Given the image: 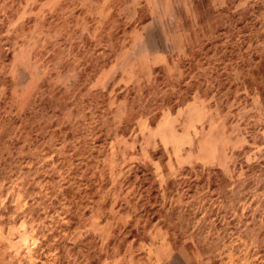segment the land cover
<instances>
[{
    "label": "rangeland",
    "instance_id": "obj_1",
    "mask_svg": "<svg viewBox=\"0 0 264 264\" xmlns=\"http://www.w3.org/2000/svg\"><path fill=\"white\" fill-rule=\"evenodd\" d=\"M0 264H264V0H0Z\"/></svg>",
    "mask_w": 264,
    "mask_h": 264
}]
</instances>
